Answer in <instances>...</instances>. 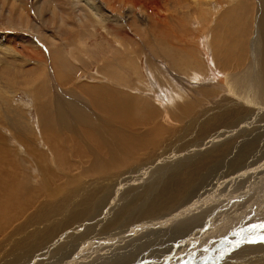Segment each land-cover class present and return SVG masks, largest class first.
I'll return each mask as SVG.
<instances>
[{"label": "bare ground", "instance_id": "1", "mask_svg": "<svg viewBox=\"0 0 264 264\" xmlns=\"http://www.w3.org/2000/svg\"><path fill=\"white\" fill-rule=\"evenodd\" d=\"M257 17L253 41L259 31L262 48L215 92L206 89L216 97L203 108L178 94L162 114L151 99L137 107L142 92L134 101L84 86L73 117L36 91L39 131L19 122L12 144L0 127V264H264V4ZM243 23L241 52L249 18ZM83 98L99 116L83 113ZM176 121L179 129L165 126ZM224 169L236 186L213 193Z\"/></svg>", "mask_w": 264, "mask_h": 264}, {"label": "rangeland", "instance_id": "2", "mask_svg": "<svg viewBox=\"0 0 264 264\" xmlns=\"http://www.w3.org/2000/svg\"><path fill=\"white\" fill-rule=\"evenodd\" d=\"M245 2L248 13L239 15ZM263 4L264 0H0V127L12 144L17 143L19 122L37 133L41 116L33 97L41 91L74 117L73 100L82 98L78 91L84 86H103L111 94L133 96L134 101L142 92L144 98L137 99V107L151 99L162 114H166L164 105L172 103L178 94H185V101L200 99L198 109L210 105L216 94L208 95L206 89L215 92L230 72L237 75L239 65L252 63L257 44L262 48L259 31V39H253L254 29H262L257 15ZM247 18L248 36L242 41H248L246 51L241 52V38L235 33L247 25L243 23ZM228 48L233 53L231 58ZM179 103L181 100L175 106ZM85 104L89 111L84 114L98 113L87 101ZM174 110L168 113L174 115ZM9 113L13 114L11 119ZM165 124L175 129L183 125L180 121ZM25 130L28 143L34 138L25 137ZM228 170L213 177L208 187L213 193L235 188L237 182L233 183L232 170ZM228 183L231 187L225 189ZM221 238L214 243H223ZM118 251L112 250V255L116 257ZM185 255L190 258L195 253L190 250Z\"/></svg>", "mask_w": 264, "mask_h": 264}, {"label": "snow or ice", "instance_id": "3", "mask_svg": "<svg viewBox=\"0 0 264 264\" xmlns=\"http://www.w3.org/2000/svg\"><path fill=\"white\" fill-rule=\"evenodd\" d=\"M262 227H264V226H262Z\"/></svg>", "mask_w": 264, "mask_h": 264}]
</instances>
